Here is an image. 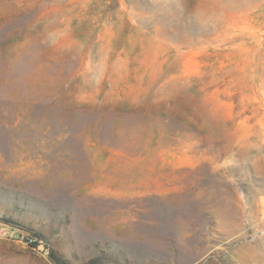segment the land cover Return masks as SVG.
<instances>
[{
	"label": "rangeland",
	"instance_id": "obj_1",
	"mask_svg": "<svg viewBox=\"0 0 264 264\" xmlns=\"http://www.w3.org/2000/svg\"><path fill=\"white\" fill-rule=\"evenodd\" d=\"M51 251L264 264V0H0V264Z\"/></svg>",
	"mask_w": 264,
	"mask_h": 264
},
{
	"label": "trees",
	"instance_id": "obj_2",
	"mask_svg": "<svg viewBox=\"0 0 264 264\" xmlns=\"http://www.w3.org/2000/svg\"><path fill=\"white\" fill-rule=\"evenodd\" d=\"M29 244L31 246H35L37 243L35 241H33L32 239H29ZM49 258L50 260L54 263V264H61L62 261H60V259L58 258V256L55 254V252L51 251L49 253Z\"/></svg>",
	"mask_w": 264,
	"mask_h": 264
},
{
	"label": "water",
	"instance_id": "obj_3",
	"mask_svg": "<svg viewBox=\"0 0 264 264\" xmlns=\"http://www.w3.org/2000/svg\"><path fill=\"white\" fill-rule=\"evenodd\" d=\"M38 248H39V249H43L44 246L40 244V245H38Z\"/></svg>",
	"mask_w": 264,
	"mask_h": 264
},
{
	"label": "built area",
	"instance_id": "obj_4",
	"mask_svg": "<svg viewBox=\"0 0 264 264\" xmlns=\"http://www.w3.org/2000/svg\"><path fill=\"white\" fill-rule=\"evenodd\" d=\"M31 240V239H30Z\"/></svg>",
	"mask_w": 264,
	"mask_h": 264
}]
</instances>
